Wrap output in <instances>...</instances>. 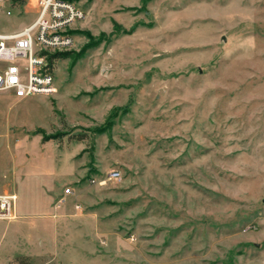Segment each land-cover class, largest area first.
<instances>
[{
	"label": "rangeland",
	"instance_id": "obj_1",
	"mask_svg": "<svg viewBox=\"0 0 264 264\" xmlns=\"http://www.w3.org/2000/svg\"><path fill=\"white\" fill-rule=\"evenodd\" d=\"M73 1L55 92H0V264H264V0Z\"/></svg>",
	"mask_w": 264,
	"mask_h": 264
},
{
	"label": "built area",
	"instance_id": "obj_2",
	"mask_svg": "<svg viewBox=\"0 0 264 264\" xmlns=\"http://www.w3.org/2000/svg\"><path fill=\"white\" fill-rule=\"evenodd\" d=\"M38 3L33 23L20 31L0 32V92L10 93L17 99L50 96L55 92L50 55L72 48L78 25L86 17L84 9L75 1L38 0ZM118 177L115 171L110 179ZM65 192L70 193V189ZM16 201L15 193H0V219L17 218Z\"/></svg>",
	"mask_w": 264,
	"mask_h": 264
},
{
	"label": "trees",
	"instance_id": "obj_3",
	"mask_svg": "<svg viewBox=\"0 0 264 264\" xmlns=\"http://www.w3.org/2000/svg\"><path fill=\"white\" fill-rule=\"evenodd\" d=\"M73 1V0H71ZM14 4L17 5H24L26 3V0H14L13 1ZM70 52L65 51V52H57V53H53L50 55V63L53 64L55 60L57 59H66L69 57ZM46 140V139H45ZM14 263L16 264H33L29 257H24V256H19L16 258V260L14 261Z\"/></svg>",
	"mask_w": 264,
	"mask_h": 264
},
{
	"label": "crops",
	"instance_id": "obj_4",
	"mask_svg": "<svg viewBox=\"0 0 264 264\" xmlns=\"http://www.w3.org/2000/svg\"><path fill=\"white\" fill-rule=\"evenodd\" d=\"M58 207V206H57ZM17 217H18V215H17ZM22 256H23V254H21ZM25 256H30V257H33V255H31V254H24Z\"/></svg>",
	"mask_w": 264,
	"mask_h": 264
}]
</instances>
